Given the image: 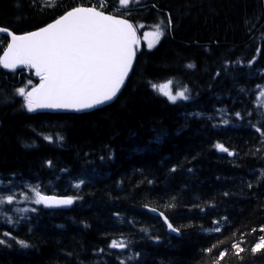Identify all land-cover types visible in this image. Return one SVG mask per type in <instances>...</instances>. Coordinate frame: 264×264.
<instances>
[{
  "label": "trees",
  "instance_id": "1",
  "mask_svg": "<svg viewBox=\"0 0 264 264\" xmlns=\"http://www.w3.org/2000/svg\"><path fill=\"white\" fill-rule=\"evenodd\" d=\"M54 2L0 0V27L21 35L52 22L62 6L99 8L101 0ZM104 5L138 36L172 21L151 50L139 42L112 104L81 115L29 113L15 89L37 79L0 67V196L17 194L13 205L0 206V264H264V249L251 251L264 237V137L255 130L264 131V0H140L119 11L118 0ZM8 41L0 34V55ZM167 80L173 90L186 86L190 98L172 104L149 86ZM34 186L74 197L72 207L32 203ZM113 239L127 248H109Z\"/></svg>",
  "mask_w": 264,
  "mask_h": 264
},
{
  "label": "snow or ice",
  "instance_id": "2",
  "mask_svg": "<svg viewBox=\"0 0 264 264\" xmlns=\"http://www.w3.org/2000/svg\"><path fill=\"white\" fill-rule=\"evenodd\" d=\"M139 3L140 0H118L120 7L117 11L129 9L130 5ZM41 6L55 8L58 5L54 0H44ZM104 6V0H101L99 8L82 4L62 6L63 12L52 22L38 30L21 35L13 34L8 29L0 27V33H7L10 37L3 49V55H0V67L12 72L18 68L27 69L39 81L33 84L29 77L27 85L15 89L16 95L22 98L23 109L29 113L45 109L80 112L104 105L117 97L134 68L138 49L137 27L127 19L99 10ZM171 25V19L166 25L163 22L156 24L154 35L157 39L163 36ZM139 27L142 28L143 25ZM151 47L150 43L149 48ZM253 62L254 60L249 61V67ZM188 67L194 66L189 64ZM216 75L219 76L220 73L217 72ZM173 83L172 80H167L158 85L149 81V86L172 104L187 101L190 98L187 94L188 88L177 86L173 91ZM260 97H264V90L261 91ZM235 116L237 119L243 118L240 112H236ZM223 123L227 124L228 120H224ZM255 130L264 137V131L260 127H256ZM44 139L49 143L53 142L52 136H45ZM55 139L62 140L63 137L57 136ZM214 147L220 152L227 153L228 156L234 155L223 144L217 143ZM51 165L52 162L48 161V166L51 167ZM172 171H175V168ZM82 183H84L83 180L75 187L79 188ZM30 191L33 193L31 202L37 205L42 204L44 207L70 206L75 199L72 196L45 195L41 193L38 186L30 188ZM16 195L12 192L0 196V206L13 205L17 202ZM19 195L29 199L23 192ZM20 211L27 212L30 209ZM150 211L155 212L156 209L153 208ZM160 216L170 231L179 232V229L168 222L163 213H160ZM7 222L11 224L12 218L8 217ZM215 231L219 232L220 229L216 228ZM260 231L264 232V228ZM3 235L8 237L10 233L4 232ZM5 243V240L0 239V245ZM16 243L22 248L29 247L24 241L17 240ZM108 247L123 251L127 248V243L123 239H113ZM232 248L236 249L237 254L244 251L238 244H233ZM261 249H264V237L260 238L251 251L256 253ZM224 255L225 252L219 253L221 258ZM119 264H125V261L121 259Z\"/></svg>",
  "mask_w": 264,
  "mask_h": 264
},
{
  "label": "water",
  "instance_id": "3",
  "mask_svg": "<svg viewBox=\"0 0 264 264\" xmlns=\"http://www.w3.org/2000/svg\"><path fill=\"white\" fill-rule=\"evenodd\" d=\"M37 30H38V29H37ZM3 34H6V35H7V33H3ZM9 38H10V37H9ZM131 73H132V71L130 72L129 77H130ZM128 79H129V78H128ZM128 79H126L125 84L127 83ZM125 84L122 86L121 91H122L123 87L125 86ZM121 91H120V92H121ZM120 92L117 94V97H118V95L120 94ZM117 97H116V98H117ZM116 98H114L113 101L108 102V103H106V104H104V105H100V106H98V107H96V108L89 109V110H84V111H80V112H76V111H72V110H47V109H45V110H37L36 112H37V113H74V114L89 113V112L94 111L95 109L103 108V107H106V106L112 104V103L116 100ZM70 207H71V205H70V206H66V207H65V206H60V207H47V208H48V209H67V208H70ZM169 231H170V230H169ZM170 232H171L173 235H177L176 232H172V231H170Z\"/></svg>",
  "mask_w": 264,
  "mask_h": 264
},
{
  "label": "rangeland",
  "instance_id": "4",
  "mask_svg": "<svg viewBox=\"0 0 264 264\" xmlns=\"http://www.w3.org/2000/svg\"><path fill=\"white\" fill-rule=\"evenodd\" d=\"M159 39H160V37L157 39V37L154 35V33H146L145 36H144V41L146 43V48H149V44L150 43L152 44V47L155 46ZM262 90H264V87L262 88Z\"/></svg>",
  "mask_w": 264,
  "mask_h": 264
}]
</instances>
